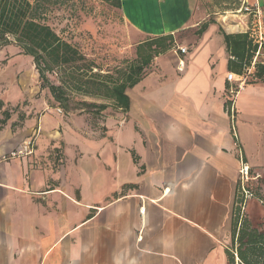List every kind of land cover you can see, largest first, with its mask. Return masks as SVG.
<instances>
[{
	"label": "crops",
	"instance_id": "0c3cea01",
	"mask_svg": "<svg viewBox=\"0 0 264 264\" xmlns=\"http://www.w3.org/2000/svg\"><path fill=\"white\" fill-rule=\"evenodd\" d=\"M120 2L143 41L172 34L174 46L125 89L129 106L116 108L112 143L84 137L68 122L60 142L53 98L40 84L45 109L34 100L20 127L13 130L10 118L1 125L0 264H227L237 151L253 171L264 168V81L236 94L235 139L226 74L238 73L221 29L248 32L251 18L206 21L192 12L193 0ZM247 2L264 22V0ZM260 53L249 61L254 72L264 64ZM2 78L12 90L0 95V112L23 97ZM31 135L33 152L10 157ZM61 146L62 163L53 169L51 150Z\"/></svg>",
	"mask_w": 264,
	"mask_h": 264
},
{
	"label": "trees",
	"instance_id": "16d2710c",
	"mask_svg": "<svg viewBox=\"0 0 264 264\" xmlns=\"http://www.w3.org/2000/svg\"><path fill=\"white\" fill-rule=\"evenodd\" d=\"M62 1L0 0V47L14 44L20 53L29 55L38 74L40 88L47 89L55 103L65 112L75 109L71 106V95L103 100L102 103L82 100V108L94 107L102 111L107 103H112L114 107L126 111L129 98L125 89L145 74L155 56L174 46L172 34L137 43L135 58L126 67L116 68L114 73L109 70L104 73L73 44L62 39L47 23L45 12H49L52 5ZM101 1L119 10L121 8L120 0ZM221 31L230 55L236 59L229 60L230 69L240 74L243 64H249L258 51V46L251 41L248 32L229 34L223 29ZM49 76H53L56 83ZM254 76L264 81V64H256ZM2 114L0 128L10 116L7 110H3ZM250 170L253 171L251 168ZM238 189L237 181L230 242L225 248L227 264H264V229L252 225L247 216L240 214L237 206L241 201Z\"/></svg>",
	"mask_w": 264,
	"mask_h": 264
},
{
	"label": "rangeland",
	"instance_id": "374dc122",
	"mask_svg": "<svg viewBox=\"0 0 264 264\" xmlns=\"http://www.w3.org/2000/svg\"><path fill=\"white\" fill-rule=\"evenodd\" d=\"M192 5V12L206 21L213 20V17H221L222 22L226 23L229 15H245L247 19L250 18L244 11V7L249 5L247 0H193ZM45 14L47 23L53 30L62 39L73 44L104 73L106 70L114 73L116 68L126 67L135 58L136 44L143 41V38L127 25L118 8L101 0H63L60 4L52 5L51 10ZM237 16L231 18H235L239 23L241 19ZM257 60L264 61V53H260ZM1 77L8 80L11 78L13 84L23 93V97L17 103H3L2 110L9 112V123L12 121L11 128L15 130L22 125L27 112L33 110L31 106L34 100L40 99L43 105L41 110L45 109L44 100L47 96L35 91L40 82L32 58L20 53L14 44L0 47ZM49 77L56 83L53 76ZM247 81L252 79L248 78ZM11 90L7 81H0V95ZM44 90L49 94L47 89ZM70 98L71 106L75 108L70 112H65L54 100L49 103L55 106L54 114L61 122L56 135L60 142L68 137V129L62 122L73 125L72 131L84 137L103 138L108 143L116 141L118 110L112 103H107V107L100 111L94 107L82 108L80 102L83 100L88 103H102L103 100L80 95H71ZM35 103L38 104L37 101ZM2 110L0 118L3 117ZM75 122L78 126L74 124ZM30 137L34 139L36 135ZM50 154L52 168H59L63 159L62 146L54 147ZM251 173L253 178L245 184L253 196L246 201L242 214L248 217L252 225L264 229V170Z\"/></svg>",
	"mask_w": 264,
	"mask_h": 264
},
{
	"label": "built area",
	"instance_id": "2783aa9c",
	"mask_svg": "<svg viewBox=\"0 0 264 264\" xmlns=\"http://www.w3.org/2000/svg\"><path fill=\"white\" fill-rule=\"evenodd\" d=\"M244 11L246 14L250 15L251 18V26L248 30V36L251 41L258 46V51H256V55L259 53V50L264 47V22L261 21L260 11L256 5H246L244 7ZM177 49L180 53L184 54L187 51L185 46H177ZM255 63V59L250 64H243V68L240 74H235L233 72H227L226 81L229 83V86L226 88L227 92V102L226 110L229 116L230 121V131L233 137L237 138L236 132V116L234 109V98L238 91L242 89V87L248 83V78L255 80L253 66ZM184 66L183 60H179L178 62V70H182ZM60 111V109H57ZM34 139L28 138L24 140L21 145L10 152V157H18L31 154L33 152ZM238 158V183L239 189L238 194L241 197V201L237 203V206L240 208V214L242 215V211L245 208L246 201L253 196L252 191L245 184L248 180L252 179V173L250 170V166L245 162L242 157L241 152L237 151Z\"/></svg>",
	"mask_w": 264,
	"mask_h": 264
},
{
	"label": "bare ground",
	"instance_id": "6f19581e",
	"mask_svg": "<svg viewBox=\"0 0 264 264\" xmlns=\"http://www.w3.org/2000/svg\"><path fill=\"white\" fill-rule=\"evenodd\" d=\"M224 19H226V18H224Z\"/></svg>",
	"mask_w": 264,
	"mask_h": 264
}]
</instances>
